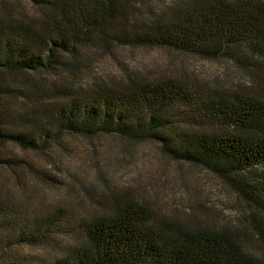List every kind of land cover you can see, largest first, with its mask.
Listing matches in <instances>:
<instances>
[{"label":"trees","instance_id":"trees-1","mask_svg":"<svg viewBox=\"0 0 264 264\" xmlns=\"http://www.w3.org/2000/svg\"><path fill=\"white\" fill-rule=\"evenodd\" d=\"M0 4V148L43 151L66 133L153 140L169 157L206 168L264 219V0H27ZM149 4V5H148ZM149 7V13L142 12ZM165 47L223 59L253 86H208L177 77L83 82L92 49ZM11 169L12 156L0 154ZM240 225L157 218L118 198L74 216L59 206L11 215L0 197V264L21 245L76 234L51 264H264V222Z\"/></svg>","mask_w":264,"mask_h":264},{"label":"rangeland","instance_id":"rangeland-1","mask_svg":"<svg viewBox=\"0 0 264 264\" xmlns=\"http://www.w3.org/2000/svg\"><path fill=\"white\" fill-rule=\"evenodd\" d=\"M0 4L14 11H32L27 0H0ZM150 5L154 11L164 6L161 0ZM148 9L144 6L142 12L149 13ZM90 51L86 84L142 76L177 77L208 86L254 85L246 71L229 61L170 48L112 45ZM0 154L17 159L13 169L0 165V197L11 215H43L59 206L74 216L93 214L127 197L145 204L157 218L238 224L252 236L253 220L264 222L212 172L167 156L153 140L66 133L43 151L3 145ZM78 241L76 234H58L49 243L18 246L12 253L21 258L13 264H51Z\"/></svg>","mask_w":264,"mask_h":264}]
</instances>
